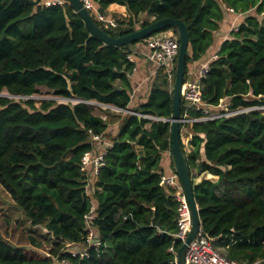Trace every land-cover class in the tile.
Returning a JSON list of instances; mask_svg holds the SVG:
<instances>
[{"label":"trees","instance_id":"16d2710c","mask_svg":"<svg viewBox=\"0 0 264 264\" xmlns=\"http://www.w3.org/2000/svg\"><path fill=\"white\" fill-rule=\"evenodd\" d=\"M46 1L0 0V185L34 228L57 241L43 254L36 237L29 238L33 248L17 246L0 229V264H177L176 191L162 184L174 112L168 75L158 71L147 99L133 103L137 63L129 55L138 52L93 36L70 2ZM92 2L102 11L114 3L127 7L129 19L112 15L117 28L96 20L114 37L165 18L185 22L187 71L216 45L225 6L245 15L202 81L205 103L212 109L225 103L236 113L182 123V145L204 234L226 258L264 264V0ZM43 89L68 102L30 98ZM88 102L106 106L105 117ZM200 115L189 110L190 117ZM114 124L116 135L109 132ZM95 136L112 145L91 176L82 158L98 151ZM202 174L218 180L195 182ZM92 229L98 246L87 242ZM68 244L87 248V255Z\"/></svg>","mask_w":264,"mask_h":264},{"label":"built area","instance_id":"2783aa9c","mask_svg":"<svg viewBox=\"0 0 264 264\" xmlns=\"http://www.w3.org/2000/svg\"><path fill=\"white\" fill-rule=\"evenodd\" d=\"M66 0H47L46 5L54 4H64ZM84 6L90 11L95 20L102 23L107 28H117L118 21L111 14H107L95 6L92 0H82ZM230 13H235L232 8H227ZM236 14V13H235ZM240 15V14H237ZM239 28V27H238ZM238 28L234 29L237 30ZM148 53L146 55L148 63L153 68L154 76L160 70L166 72L168 75L169 82L174 88L177 61L180 49V39L179 35L173 29H166L158 33L153 34L145 40ZM218 53V52H217ZM218 57L216 54L215 60ZM130 60L135 61V55H129ZM210 62H205L200 64L195 69L187 71L183 89V100L185 102L186 112L183 114V123H195L207 120L217 119L223 116H230L236 112H230L227 108L223 111H216L212 109L207 103L204 102L202 97L203 84L202 81L208 76L210 72ZM136 69V68H135ZM216 109V108H215ZM189 110H196L200 112L201 115L198 117H190ZM103 140L102 136H95L93 141L100 143ZM111 146V145H110ZM108 146L101 152H87L83 158L82 169L91 176L97 175L100 166L103 165L104 156L106 150L110 147ZM91 182V181H90ZM91 183H89L88 188ZM162 184L172 188L176 191L175 199L178 202V232L175 237L181 244L185 243L188 234L192 227V212L191 207L188 202L187 196L181 185L180 179L177 174H164L162 176ZM89 191V189H88ZM95 207H93L90 215L87 216L89 222L94 218L93 212ZM89 245H100L98 241L95 240V233L92 229L90 235L87 238ZM71 245V244H70ZM81 253L82 256L87 255V248L81 251H74ZM177 263V261H176ZM62 264H72L68 261L62 262ZM186 264H240L234 260H230L222 255L216 248H214L211 240L204 234L203 228L196 237V239L190 244L187 256Z\"/></svg>","mask_w":264,"mask_h":264},{"label":"water","instance_id":"95a60500","mask_svg":"<svg viewBox=\"0 0 264 264\" xmlns=\"http://www.w3.org/2000/svg\"><path fill=\"white\" fill-rule=\"evenodd\" d=\"M70 2L75 10L84 19L88 31L95 37H98L108 45L126 46L130 52L136 53L137 43L145 41L147 38L160 31L176 28L179 33L180 49L177 61L176 78L174 84V112L169 119L172 123V146H171V159L175 173L178 175L184 192L187 196L188 202L192 212V227L188 234V238L183 243L177 253V264H186L187 251L190 244L196 239L200 231L202 230V221L199 214V205L195 199L193 179L188 164V159L183 148V137L181 125L184 122L182 115V100L183 89L185 83V77L187 74V57L190 45V29L188 25L180 19L165 18L150 25L138 29L130 34L114 37L105 32L96 22L90 11L84 6L82 0H66ZM144 58L146 56L140 55ZM1 96H4L1 94ZM30 98H33L31 96ZM57 99V98H50ZM89 104H96L94 102H88ZM98 104V103H97ZM101 105V104H99ZM116 109L115 107H111ZM118 110V109H117ZM126 112L134 113L132 110ZM140 117H143L142 113H138Z\"/></svg>","mask_w":264,"mask_h":264},{"label":"rangeland","instance_id":"374dc122","mask_svg":"<svg viewBox=\"0 0 264 264\" xmlns=\"http://www.w3.org/2000/svg\"><path fill=\"white\" fill-rule=\"evenodd\" d=\"M141 18L140 20H142ZM151 20V19H150ZM143 45L146 42H142ZM173 88V87H172ZM7 95V93H4ZM17 100L27 99L24 97H13ZM55 98L47 89H43L41 94H36L33 96V99L36 101H42L45 99ZM57 98V97H56ZM59 102H68L66 99L57 98ZM39 104V103H38ZM95 113L102 115L105 117L104 111L101 110L102 108H107L106 106H102L99 104H94ZM226 109V104L223 103L221 106L217 107L216 111H223ZM189 130L187 128L184 129V144L185 149L188 151L190 144H189V137H187ZM166 166L168 167V174L174 172V169L171 165L172 159L170 153L165 155L164 160ZM204 177L200 176L195 178V182L202 180ZM0 229L5 236V238L17 246H26L33 248L30 244L29 238L31 236L36 237L40 242H42L43 246L39 251L43 254H48V251L53 247L57 239L54 236L50 235L45 231L42 227L34 228L30 221L24 216L21 209L12 201L10 195L4 190V188L0 185ZM70 245V244H68ZM70 249L73 251H81L80 246H71ZM80 249V250H79ZM54 264H60L58 260H55Z\"/></svg>","mask_w":264,"mask_h":264},{"label":"crops","instance_id":"0c3cea01","mask_svg":"<svg viewBox=\"0 0 264 264\" xmlns=\"http://www.w3.org/2000/svg\"><path fill=\"white\" fill-rule=\"evenodd\" d=\"M227 8L228 7L226 6L224 7L226 16H225L224 21L221 24L220 31L217 33L216 45L209 50L207 55L201 61L194 63L191 69H195L197 66L205 62L213 61L222 43L228 38H230L231 31L238 28L239 24L244 20L245 15L243 14L237 15L235 13H230L227 10ZM103 11L107 14L115 15L118 18H128L129 19L130 17L127 7L116 4V3L111 4L107 9ZM136 51L139 54L138 56H135V62L137 63V66H136V69L133 75L131 76L132 85L134 87L133 103L135 101L147 99L148 97L147 95L152 86L151 80L154 77L153 68L148 63L147 57H144V58L140 57V55H144V56L147 55L148 49L146 45H143V46L137 45ZM109 132L113 135H116L118 132V125L117 124L112 125L109 129ZM110 145H112V142L109 139H107V137H103V140L97 144V149H98L97 152L103 151ZM191 150H192V147H189L188 151H191ZM203 154H204V151H203ZM162 165L164 168H166V170H168V167L166 166L165 162H163ZM201 176L204 178L210 179L212 181L218 180V177L211 175V174H202Z\"/></svg>","mask_w":264,"mask_h":264}]
</instances>
